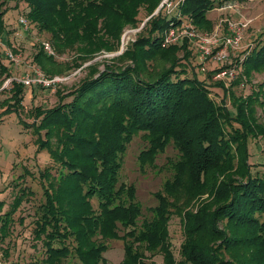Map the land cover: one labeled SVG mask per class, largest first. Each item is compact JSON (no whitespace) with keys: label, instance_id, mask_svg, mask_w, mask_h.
<instances>
[{"label":"trees","instance_id":"1","mask_svg":"<svg viewBox=\"0 0 264 264\" xmlns=\"http://www.w3.org/2000/svg\"><path fill=\"white\" fill-rule=\"evenodd\" d=\"M0 1L1 36L7 9L1 10L6 0ZM22 1L29 24L48 34L58 53L62 47L55 45L60 42L70 47L74 41H87L95 48L97 41L107 47L108 41L97 37L99 29L106 40L116 39L125 24L138 25L140 10L150 17L145 33L122 55L128 64L105 66L69 94L59 95L51 109L35 107L30 125L18 121L32 129L36 152L45 151L53 163L39 175L43 201L32 220L33 238L43 255L29 264H106L103 255L111 240L122 241L119 264H156L149 262L156 254L162 264H264V175L252 173L248 164V140L264 144V124L256 122L252 107L264 105V80L244 100H233L232 115L209 97L204 81L188 75L191 43L182 39L162 47L169 28L189 23L209 34L213 25L206 13L242 0H169L173 10L163 5L157 15L152 14L163 0ZM54 58L40 46L32 63L51 77L60 73L52 66ZM239 69L232 87L243 79L249 82L251 73H264V42L244 55ZM9 74L0 59V76ZM35 88L12 82L5 91L9 97L0 100V121L22 107L25 89ZM137 133L150 141L151 153L171 142L180 154L172 181L154 194L157 205L147 209V216L135 200L134 188L119 182L122 156ZM150 155L140 159L145 163ZM15 190L4 213L0 202L3 263L11 255L9 243H3L13 234V215L31 194L18 185ZM205 193L211 198L209 206L203 205L200 215L190 213L187 205ZM173 217L181 225L178 260L169 234Z\"/></svg>","mask_w":264,"mask_h":264},{"label":"rangeland","instance_id":"2","mask_svg":"<svg viewBox=\"0 0 264 264\" xmlns=\"http://www.w3.org/2000/svg\"><path fill=\"white\" fill-rule=\"evenodd\" d=\"M167 1L163 0L152 15H157L158 10ZM171 2L169 1V3ZM230 3L235 8L232 10L233 13L231 11L232 15L229 14L230 12L227 15L233 21L239 23L243 19L249 20L248 26L242 33V39L236 52L237 58H241L254 45H261L264 42V0H242L240 2L231 1ZM174 7L173 4L172 8ZM4 9H7V13L3 16L5 31L0 36V44L3 43L0 45V59L11 75L9 74V77L0 76V100L9 97V94L5 93V91H9L11 88V84L6 86L9 78L20 77L34 68L40 70V72L44 71L41 67L33 64L34 62L32 61L33 55L39 51L40 46L49 45L54 53V61L56 60L57 63L54 62L52 66L58 68L60 73L51 75V77L60 76L67 78L65 83L61 84L54 91L42 88L25 89L22 107H19L15 114L7 115L0 121V202L4 203L2 213L9 209L16 193V185L27 188L31 192L27 200L23 201L19 210L13 215V234L3 243V245L9 243L8 249L11 250V256L6 261L9 262L7 264H29L36 259H41L43 255L40 244H37V241L33 238L32 220L36 207L43 201V188L41 187L39 175L48 167L53 166V163L45 151L36 152L35 138L31 132L32 129L25 128L18 121L20 119L30 125L34 121L32 111L35 107L51 109L58 104L57 97L59 95L69 94L82 81L90 79L95 73L103 71L105 66L116 68L128 64V61L122 60V55L131 47V44L135 42L138 36L145 33L143 29L150 17L140 10L138 25L131 26L125 24L116 39L107 38L106 40L104 31L99 29V32L102 33L97 37H99V40L108 41L107 47L102 46L97 41L94 42L95 48L89 47L87 41H74L70 47H65V44L60 42L54 45L62 47L65 51L61 48V52L58 53L55 51L53 43L49 41V35L38 32L34 29V26L32 27L29 24V20L26 17L28 8L22 0H6V4L1 10ZM22 17L25 18L28 25V30L26 31L18 22V19ZM206 17L212 22L214 27L218 19L217 12L211 10L206 13ZM196 32L200 33V31ZM4 40H6V43ZM110 44L115 45V47L113 48ZM6 48L7 51L17 56L19 60V66L17 65L16 70L14 69L15 65L6 60L3 55V51ZM191 55L187 66L188 75L194 73L198 80L204 81L209 89V97L215 103L222 104L232 115L234 114V110L232 109L233 100L237 99L238 96L244 100V97L251 93V91H256L257 85L264 80V73H251L249 82H245L243 79L238 85L232 87L230 86L231 82L240 73V69H237L238 67L235 68L234 76H236H233L232 80L219 82L213 78L214 73L219 68L218 64H213L209 59L200 61L197 58L194 46ZM231 61L233 62L234 59H231ZM224 68V66L221 67V69ZM25 69L27 70L25 71ZM217 82L220 84H216ZM66 99V102L70 101L69 97ZM252 107L256 122L264 124V105L253 103ZM1 110H3V107L0 106V112ZM150 146V141L143 134L137 133L126 147V151L122 156V166L119 170V182L134 188L135 200L141 204L142 213L145 216H147L148 208L157 205L154 194L162 189L165 182L172 181L176 172L175 165L178 163L180 157L178 150L171 142L163 150L152 153ZM142 154H151L145 163L140 159ZM248 155V164L251 165L250 171L252 173L258 171V173L264 175V144L262 141L249 139ZM50 171L51 174H55L54 170L51 169ZM181 183L183 184L182 179ZM192 200L187 205L188 211L190 213L200 212L198 214L200 215L202 214L201 207L207 204V208L211 198L207 197V193H205ZM92 203L96 206L94 200L91 201ZM210 207L212 208L213 206ZM20 218H23L22 223L19 222ZM169 234L172 252L176 260H178L182 237L180 220L177 217H173L169 223ZM106 244L108 249L103 255L106 264H119L123 258L122 241L111 240ZM145 255L149 256L148 253H145ZM149 262L162 264L161 255L156 254L154 257H150ZM69 264L78 263L73 261Z\"/></svg>","mask_w":264,"mask_h":264},{"label":"built area","instance_id":"3","mask_svg":"<svg viewBox=\"0 0 264 264\" xmlns=\"http://www.w3.org/2000/svg\"><path fill=\"white\" fill-rule=\"evenodd\" d=\"M172 6L173 3H169V0L165 4L169 12L173 10ZM233 8L232 3H224L221 7L215 9L216 12L220 13V16L209 34L197 33L189 23L181 25L180 27L169 28L164 33L162 47L178 44L182 39H186L189 43L193 44L197 58L200 61L209 59L213 64L219 65V68L213 75L214 79L225 80L233 78L236 71L235 68L238 67L237 69H239L244 59V55L241 58H237L236 52L242 39V33L249 24V20L247 19H243L239 23L233 21L227 15L229 10ZM18 22L25 31L28 30L25 18H19ZM43 48L47 55H54L49 45ZM3 55L13 65L17 66L19 64L17 56L7 51V48L4 49ZM231 59H234V61L232 62ZM222 66L225 68L221 69ZM66 80L67 78L60 76L48 77L40 72V70L34 68L31 73H26L20 77L9 78L6 86L12 82H16L24 88L36 87L54 90L56 87L65 83ZM0 264H4L2 258H0Z\"/></svg>","mask_w":264,"mask_h":264},{"label":"crops","instance_id":"4","mask_svg":"<svg viewBox=\"0 0 264 264\" xmlns=\"http://www.w3.org/2000/svg\"><path fill=\"white\" fill-rule=\"evenodd\" d=\"M236 2V1H235ZM235 6V5H234ZM237 7V6H236ZM239 7V6H238ZM235 8V7H234ZM233 10V9H232ZM232 10H229V14L230 15H232V13H233V11ZM235 10V9H234ZM231 11H232V13H231ZM236 11V10H235ZM214 12V11H213ZM217 16L219 17V15H218V13H217ZM212 28H214L213 26H212ZM11 256V255H10ZM7 263H9L8 261H6V260H4V264H7Z\"/></svg>","mask_w":264,"mask_h":264}]
</instances>
